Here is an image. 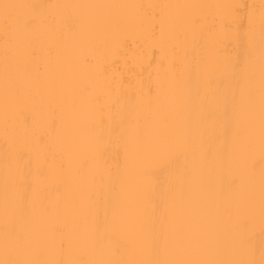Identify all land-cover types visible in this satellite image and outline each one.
Listing matches in <instances>:
<instances>
[{"label": "bare ground", "instance_id": "bare-ground-1", "mask_svg": "<svg viewBox=\"0 0 264 264\" xmlns=\"http://www.w3.org/2000/svg\"><path fill=\"white\" fill-rule=\"evenodd\" d=\"M0 264H264V0H0Z\"/></svg>", "mask_w": 264, "mask_h": 264}]
</instances>
